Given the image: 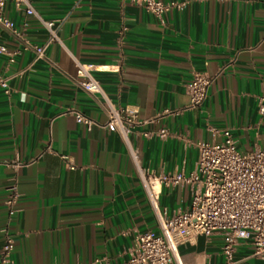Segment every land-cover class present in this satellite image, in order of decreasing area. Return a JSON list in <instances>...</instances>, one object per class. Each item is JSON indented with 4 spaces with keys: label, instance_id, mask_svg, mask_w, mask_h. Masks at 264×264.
<instances>
[{
    "label": "crops",
    "instance_id": "obj_1",
    "mask_svg": "<svg viewBox=\"0 0 264 264\" xmlns=\"http://www.w3.org/2000/svg\"><path fill=\"white\" fill-rule=\"evenodd\" d=\"M178 1L187 3L161 22L119 0H31L60 38L40 59L0 25V44L20 50L13 63L0 54V76L11 88L7 94L0 86V253L8 226L15 264L121 263L139 234L160 232L123 137L105 127L108 103L79 86L77 61L113 104L137 112L142 123L131 129V141L157 178L195 172L196 143L222 142L226 129L242 151L264 147V0ZM5 14L31 42L48 38L24 7L9 1ZM194 72L213 81L203 106L187 109ZM73 111L98 125L87 129ZM161 128L169 130L166 138L145 135ZM13 179L22 196L9 222ZM156 186L160 207H190L192 184ZM222 247L221 234L200 235L180 245L181 264H224ZM235 261L264 264L249 242L238 246Z\"/></svg>",
    "mask_w": 264,
    "mask_h": 264
},
{
    "label": "built area",
    "instance_id": "obj_2",
    "mask_svg": "<svg viewBox=\"0 0 264 264\" xmlns=\"http://www.w3.org/2000/svg\"><path fill=\"white\" fill-rule=\"evenodd\" d=\"M9 1L16 6L24 7L27 14L41 19L48 31V38L43 44L31 42L25 34L16 28L14 22L5 14ZM121 3H132L143 6L147 12L164 22L165 14L172 8H182L187 1L178 0H119ZM0 25L19 38L25 49L36 53L37 58H44L50 45L60 41L53 21L44 20L32 5L31 0H0ZM20 50L11 51L6 45L0 44V54L8 56L9 62L15 61ZM78 84L88 94L101 95L108 103V121L105 127L117 131L123 137L130 155L134 160L147 195L153 206L160 232L148 231L139 234L130 250L129 259L114 264H181L179 247L191 242L200 235L211 237L217 233L223 236L224 264H236L235 253L242 242H249L254 247V255L264 260V147L251 151L238 148L231 130L223 131L222 142L199 141V161L195 172L189 176L157 178L140 164L137 149L133 146L130 132L133 127L141 124L137 112L129 107L116 106L107 97L101 82L84 64L77 61ZM213 78L203 72H194L187 86L190 104L187 109L203 106L209 93ZM0 86L7 94L11 93L9 79L0 76ZM261 112L264 113V99ZM78 123L91 130L98 122L79 111H73ZM178 114L165 110V114ZM159 115L156 119L160 118ZM149 120L148 122H152ZM147 137L166 138L169 130L161 128L146 132ZM185 182L193 185L192 202L188 209L170 212L160 207V190L158 182ZM21 192L15 179L8 187L6 206L8 221L20 211ZM4 244L0 253V264H15V235L7 226L2 230ZM106 264H113L107 262Z\"/></svg>",
    "mask_w": 264,
    "mask_h": 264
}]
</instances>
